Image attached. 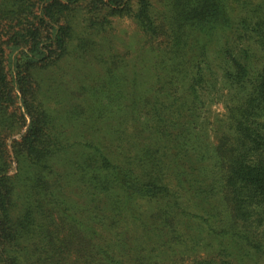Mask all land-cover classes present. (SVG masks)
I'll list each match as a JSON object with an SVG mask.
<instances>
[{
	"label": "trees",
	"instance_id": "trees-1",
	"mask_svg": "<svg viewBox=\"0 0 264 264\" xmlns=\"http://www.w3.org/2000/svg\"><path fill=\"white\" fill-rule=\"evenodd\" d=\"M249 3L0 0V264H264V0L234 18Z\"/></svg>",
	"mask_w": 264,
	"mask_h": 264
},
{
	"label": "rangeland",
	"instance_id": "rangeland-1",
	"mask_svg": "<svg viewBox=\"0 0 264 264\" xmlns=\"http://www.w3.org/2000/svg\"><path fill=\"white\" fill-rule=\"evenodd\" d=\"M247 1V0H246ZM248 2H251L252 4H258L261 2V0H248ZM251 3L247 4L246 7L237 9L236 15H235V21L237 25L241 22V18L245 17L247 15H251L249 11L251 10ZM115 33L119 36L126 37L132 32H134L135 26L132 23V21L128 19H116L115 20ZM241 24V23H240ZM216 64L219 66V63L216 62ZM208 100V107L206 108L205 112L201 116L199 115V119L197 120V124L193 125V138L191 139V144L193 143L196 145L197 150L195 151V157L192 160L194 165H199L195 158H199L202 155L208 156L209 151L215 146L217 140H216V127L218 126L219 120H217L218 116H220L223 112V102L220 98V94H215L213 97H207ZM207 117L208 119H205ZM208 159V158H207ZM210 160L206 162H202V166H209ZM205 166V167H206Z\"/></svg>",
	"mask_w": 264,
	"mask_h": 264
}]
</instances>
